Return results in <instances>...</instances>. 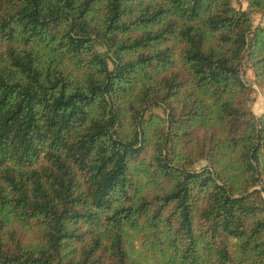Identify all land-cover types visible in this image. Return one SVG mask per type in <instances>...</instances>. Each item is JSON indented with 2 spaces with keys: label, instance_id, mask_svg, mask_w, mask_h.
<instances>
[{
  "label": "trees",
  "instance_id": "obj_1",
  "mask_svg": "<svg viewBox=\"0 0 264 264\" xmlns=\"http://www.w3.org/2000/svg\"><path fill=\"white\" fill-rule=\"evenodd\" d=\"M245 2L0 0V264H264Z\"/></svg>",
  "mask_w": 264,
  "mask_h": 264
},
{
  "label": "rangeland",
  "instance_id": "obj_2",
  "mask_svg": "<svg viewBox=\"0 0 264 264\" xmlns=\"http://www.w3.org/2000/svg\"><path fill=\"white\" fill-rule=\"evenodd\" d=\"M234 4L238 7H247L245 0H234ZM253 21L255 24L264 23V14L254 15ZM100 50L104 52L102 48H100ZM243 74L246 82L251 86L252 96L254 98L252 103L253 110L256 115H261L264 113V87L259 86L256 83L253 71L248 67L247 64L244 65ZM156 111H160V109H156ZM204 163V161H201L197 167H202Z\"/></svg>",
  "mask_w": 264,
  "mask_h": 264
}]
</instances>
